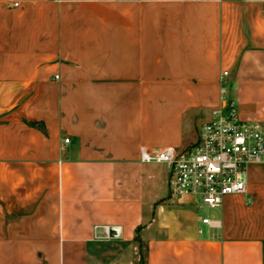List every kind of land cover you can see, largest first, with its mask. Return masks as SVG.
<instances>
[{"label":"crops","instance_id":"1","mask_svg":"<svg viewBox=\"0 0 264 264\" xmlns=\"http://www.w3.org/2000/svg\"><path fill=\"white\" fill-rule=\"evenodd\" d=\"M224 71L264 124V0H0V264H264V164L203 216L141 159L197 141Z\"/></svg>","mask_w":264,"mask_h":264},{"label":"built area","instance_id":"2","mask_svg":"<svg viewBox=\"0 0 264 264\" xmlns=\"http://www.w3.org/2000/svg\"><path fill=\"white\" fill-rule=\"evenodd\" d=\"M228 74L224 71L220 77V102L201 124L195 143L183 149H141L142 161L167 165L171 194L190 198L197 210L217 208L227 196L246 194L249 167L264 164V124L240 116L228 95ZM202 221L213 224L209 217Z\"/></svg>","mask_w":264,"mask_h":264},{"label":"rangeland","instance_id":"3","mask_svg":"<svg viewBox=\"0 0 264 264\" xmlns=\"http://www.w3.org/2000/svg\"><path fill=\"white\" fill-rule=\"evenodd\" d=\"M199 213L201 215H209V216H212L214 214H216V212H218V209L217 208H211V207H207V206H204L202 208H199ZM144 251V249H143Z\"/></svg>","mask_w":264,"mask_h":264}]
</instances>
